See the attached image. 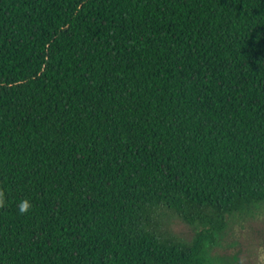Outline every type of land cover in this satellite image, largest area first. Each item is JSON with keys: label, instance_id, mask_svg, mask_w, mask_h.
Here are the masks:
<instances>
[{"label": "trees", "instance_id": "obj_1", "mask_svg": "<svg viewBox=\"0 0 264 264\" xmlns=\"http://www.w3.org/2000/svg\"><path fill=\"white\" fill-rule=\"evenodd\" d=\"M254 204L264 0H0V264H215Z\"/></svg>", "mask_w": 264, "mask_h": 264}, {"label": "rangeland", "instance_id": "obj_2", "mask_svg": "<svg viewBox=\"0 0 264 264\" xmlns=\"http://www.w3.org/2000/svg\"><path fill=\"white\" fill-rule=\"evenodd\" d=\"M158 220L166 236L183 241L191 240L199 228L167 209L159 211ZM209 254L215 264H264V204L228 215L227 226Z\"/></svg>", "mask_w": 264, "mask_h": 264}, {"label": "clouds", "instance_id": "obj_3", "mask_svg": "<svg viewBox=\"0 0 264 264\" xmlns=\"http://www.w3.org/2000/svg\"><path fill=\"white\" fill-rule=\"evenodd\" d=\"M28 207H29V204L26 201L22 202L19 211L25 212L28 209Z\"/></svg>", "mask_w": 264, "mask_h": 264}]
</instances>
